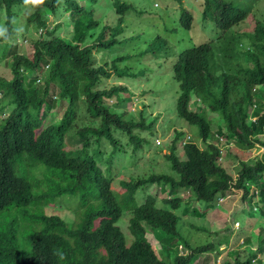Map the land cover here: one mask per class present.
<instances>
[{"label":"trees","instance_id":"16d2710c","mask_svg":"<svg viewBox=\"0 0 264 264\" xmlns=\"http://www.w3.org/2000/svg\"><path fill=\"white\" fill-rule=\"evenodd\" d=\"M99 1L33 5L0 0L7 28L0 37V264H202L215 245H192L182 237L178 223L183 214L204 217L227 193L240 191L250 214L264 215V151L239 160L235 177L222 163L232 149L244 155L264 148V16L253 10L258 0H198L200 10L187 8L184 0L164 3L167 11L179 5V23L185 28L193 19L215 26L196 49L179 52L177 45L153 40L158 53L187 63L172 64L179 88L174 109L178 118L197 127L201 144L187 131L175 130L164 154L171 173L127 178L111 173L129 151L142 148L155 119L146 123L143 110L135 116L126 108L139 80L117 63L131 54L111 63L121 84L100 88V79L111 72L94 66L93 53L115 43L116 24L123 25L130 14L122 15L147 9L134 0H111L101 10ZM23 5L29 11L21 24L16 8ZM66 13L69 20L48 23L49 14ZM115 15L120 17L112 26ZM66 21L69 33L55 34ZM39 29L55 35L33 37ZM17 34L25 39L23 51ZM11 36L14 41L1 42ZM128 78L134 80L130 85L123 81ZM126 136L134 144L121 140ZM98 159L108 164L105 170ZM154 184L160 190L147 192ZM122 216L130 243L118 224ZM146 226L158 235V250L147 238ZM251 235L257 241L254 248L247 237L249 248L228 252L232 258L221 264H264V228Z\"/></svg>","mask_w":264,"mask_h":264},{"label":"rangeland","instance_id":"374dc122","mask_svg":"<svg viewBox=\"0 0 264 264\" xmlns=\"http://www.w3.org/2000/svg\"><path fill=\"white\" fill-rule=\"evenodd\" d=\"M110 1L111 0H100L99 7L101 10L109 8ZM134 1L143 5L147 11L140 15L132 14V11L122 15V17H125L130 14L125 18V22L123 21L124 24L122 27L119 28L121 34L116 37L117 40L115 43L110 45V47L104 52L101 53L99 51L95 55L98 64L108 63L110 66L111 63L120 55L131 54V57L128 58V61H121L120 59L117 63V66L129 67L132 72H138L139 70L145 68L144 60H147L148 63H152V65L148 64L146 67L147 71L151 73V78L147 74H143V76L148 78V83H142V79L139 78L140 80L139 82L137 81L136 84L137 87H140L135 90V94L132 95V99L126 103V108L131 113H134L135 116H137V110H143L145 112L146 123H149L151 120L155 119L153 128L151 130L152 132L145 135V141L147 142L143 141L142 148L137 150L135 153H132L125 146H123L126 151H129V153L124 160H119L116 170L111 173L113 176H116V178H127L129 175L135 177L138 175H146L150 173V171H164L171 173L170 165L168 161H166L164 154L168 152L166 145L170 141V138L173 137V132L175 130L183 129L187 131V134L193 138L195 142L201 144V140L198 138L197 127L189 125L184 120L178 118L175 113L174 108L175 98L178 96V83L173 77V71L171 68L174 57L172 55L165 57L164 53L152 54L150 52H156L158 50L156 48V43L153 42V40H156L154 38L157 35L163 36L166 39L177 43V51L191 45L186 32L181 29L177 23V12L179 10V5L176 3L172 4V9L167 11L166 7L164 6V3L167 0ZM186 2L184 0L183 4L189 9H201L198 8V0H187ZM156 3L158 6H156ZM256 3L257 4L254 6L253 10L258 16H264V0H258ZM16 11H20L17 17L20 19V23L22 24V22H24L22 15L29 11V7L23 5L16 8ZM198 13L200 14V11ZM67 15L68 13L62 15L61 17H56L52 14H49L48 23L53 26L62 19L69 20ZM99 15L103 17L104 22L106 20L104 11H102ZM119 17L120 15H115L114 20L109 24L114 26L115 23L113 22H115L117 18L119 19ZM5 20L6 12L3 10L0 12V29L4 30V33L7 30ZM213 26L214 25L210 23L202 35H199L198 37H210V35L213 34L211 31ZM70 29V24L68 21H66L65 25L58 29L55 34L60 36L67 35ZM138 30H140L142 33H137ZM33 31V37L43 34L45 37L50 38L55 35L44 34L41 29H39V31ZM192 33H195L194 27L192 28ZM17 36L18 38L16 40L14 36H11L9 40H2L1 42L10 43L15 40L19 44L20 50L23 51L25 48V39L22 38V34H17ZM193 42H199V40H193ZM162 57L164 58L162 59ZM127 63H129V66H124ZM134 80L138 79L136 78ZM134 80L132 78L123 79V81L125 83H129V85L134 82ZM114 81H116V79L111 78L108 85H112ZM168 113H170V115H168ZM61 116L62 111L56 113V117L58 119L61 118ZM210 116L213 120L217 121L216 114L210 113ZM124 138L126 142L134 144L129 140L128 136L122 137L121 140ZM155 138L157 139L155 140ZM121 144L125 145L122 142ZM238 151L239 150L237 149H232L229 153V159L227 160V158H225L222 160V163L225 164V167L233 175V177L236 176V167L239 160L242 158L247 160L260 157L264 151V148L254 147L250 150V152L245 153L244 155H240V151L237 153ZM179 152L182 154L180 147ZM115 158L119 159V156H116ZM98 165L104 170L108 166V164L101 159H98ZM116 189L118 192H122V190L117 185ZM159 190L160 187L154 184L147 189V192L156 193ZM235 192L236 191L227 193L225 197H223V200L220 201V204L217 205L216 209L208 211L204 217L183 214L178 223L180 234L182 237H185L192 245H201L206 242L214 243L215 250L208 252L210 260L205 261L202 264H221L223 261L231 259L232 256L230 257L228 252H242V250L249 248V245L245 243L247 237L250 238L251 246L254 248L257 241L255 236L252 237L251 232L254 231L255 233H258L262 227L264 228V215H251L249 212L250 205L242 201L240 191H237V193ZM183 194L186 195L188 193L186 192ZM138 195H142V193L139 191ZM159 198H161L160 195L158 199ZM139 202V204H141L143 200L139 199ZM62 214L68 216L66 211H63ZM118 224L125 234L127 243H130L131 239L127 228V219L122 216ZM195 226H202L204 231L198 230L201 229V227H196V229ZM146 228L148 229L147 238L152 243L155 250H158V248L161 247L158 242V238L156 237L158 235L153 230H151L150 227L146 226ZM181 250L183 252H188L187 250L185 251L184 248L182 249V247Z\"/></svg>","mask_w":264,"mask_h":264},{"label":"clouds","instance_id":"9594fccd","mask_svg":"<svg viewBox=\"0 0 264 264\" xmlns=\"http://www.w3.org/2000/svg\"><path fill=\"white\" fill-rule=\"evenodd\" d=\"M25 2L26 3H31L33 5H38V4H42L43 3V0H25ZM177 23H178V26L186 32V34H187V36H188V38H189V40L191 42V45L190 46L185 47L183 49H179V52L182 51V50H184V49L185 50H191V49L199 48V47L202 46V44L204 42H206V41L209 40V37H205V36L204 37H198V36L199 35H202V33L205 31V26H209L210 23L204 22L203 24H201L200 22H197L195 19H193L192 22H191V24H190V27L185 28V27L181 26V24L179 23V17H178V22ZM243 24H242V28L245 27ZM116 26H117L118 35H119V34H121V31H119V28L122 27V25L119 26V25L116 24ZM193 27L195 29V33H192V28ZM213 28H215V26H213ZM235 28H237V27H235ZM2 35H4V30L0 29V36H2ZM154 39H156V40H158V39H164L167 42V44H169L171 47L177 44L174 41H171L169 39H166L165 37L160 36V35L155 36ZM193 40H199V42H193ZM178 43H179V41H178ZM150 52L152 54L158 53L157 51L156 52L155 51L154 52L153 51H150ZM97 53H98V50L95 48L93 54H97ZM164 55H165V57H169L168 54H165L164 53ZM172 56L174 57V61L172 62V64L173 63H176V64H178L180 66H183V65L187 64V63L181 62L180 61V58L177 57V55H172ZM163 58L164 57H162V59ZM148 64L149 65H152V63H148L147 60H144V65H145L144 67L145 68H143L142 70H139L138 72H134L136 74V78L138 80L142 79V80L148 82V78L146 76H143V74H147L151 78V73L148 72L147 69H146V67H147ZM94 66L95 67H98V68H101V69H103V70H105L107 72H111V76L109 78H101L100 79L99 84H98V85H100V88H104L105 87L104 85H106V86H112V85L121 84V79H119L118 77L115 76L114 73H112L113 69L111 68V65L109 66L108 63L98 64L97 61H96V62H94ZM171 68H172V65H171ZM111 78L116 79V81H114L112 85H108L109 80H111ZM178 95H179V88H178ZM156 139L157 138H155V140ZM220 200H222V199H220ZM61 258H63L62 255H61Z\"/></svg>","mask_w":264,"mask_h":264}]
</instances>
